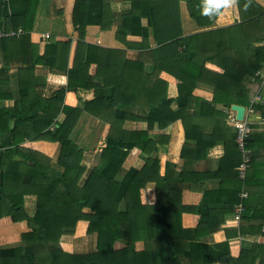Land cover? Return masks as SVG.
Returning <instances> with one entry per match:
<instances>
[{"label": "trees", "instance_id": "obj_1", "mask_svg": "<svg viewBox=\"0 0 264 264\" xmlns=\"http://www.w3.org/2000/svg\"><path fill=\"white\" fill-rule=\"evenodd\" d=\"M92 1L74 0L72 23L78 41L73 63L67 67L63 52L67 51L70 39L49 42L42 54L32 49L28 61L17 54L6 53L8 44L20 45L24 39L28 41L27 33L32 29L39 0H0V29L4 26V30L20 29L24 33L18 37L0 38L4 60L0 66V85L8 84V79L2 78L8 77L9 69L15 64L19 83V98L11 106L0 104V217L8 215L11 220H24L28 225V230L20 234L25 245L0 249V264H264L262 243L255 242L253 247L241 249L239 255L233 257L226 241L215 244L202 241L219 229L224 214L232 210L241 181L238 179L234 183L229 207L204 212L199 205H187L182 195L184 181L191 183L193 180L185 177L182 167L173 178L160 175L158 157L150 156L160 138L154 140L148 135L154 122L165 127L179 116L187 134L185 118L190 115L186 104L197 81L213 87L212 101L204 103L209 109L206 115L220 111L216 108L217 103L229 111L232 103L244 102V81L264 65V5L255 0H236L239 22L182 35L179 14H176L179 0H129L131 10L122 20L125 25L129 22L127 25L132 34L140 37L141 48L150 45L148 27H151L155 46L144 51L143 56L147 54L153 58L154 72L165 70L178 79L176 101L180 107L176 112L169 108L165 110L170 98L157 97L156 104L150 106L144 117L147 128L125 130L123 121L135 116L118 110L116 94L120 86L116 82L97 84L112 87V91L109 97L97 95L86 101L85 109L108 122L109 129L99 163L81 182L86 171L82 163L83 149L71 137L80 110L67 97L80 85L86 86L80 68L90 60L84 53L90 45L82 42V38ZM96 1L99 17L106 12L115 16L106 0ZM186 6L189 16L199 27L213 24L215 14H202L204 8L211 10L212 2L186 0ZM142 18L146 19L145 25H141ZM82 45L87 48L76 53ZM64 60L65 64H62ZM124 61L132 76L142 67V62L140 66L136 60ZM36 64L64 69L66 84L44 94L43 83H37L38 80L29 83L28 76L33 75ZM5 97V92L0 91V101ZM131 99H123L124 105H132ZM102 105L106 106L99 111ZM109 107L113 109L107 115L105 110ZM61 114L62 118L58 120ZM227 138L221 139L224 145L229 142L236 157L240 158L235 130H229ZM27 140L56 142L55 153L48 157L22 146ZM217 140L209 137L206 141L198 137L192 148L198 147L197 150L205 154ZM135 154L140 156V164L119 175L121 165L126 160L132 162ZM181 156H186L184 147ZM203 179L205 176L201 181ZM197 181L199 179L195 178L194 182ZM149 182L155 183L154 203H149L147 198ZM26 194L36 196L33 215L24 211ZM187 212L199 213L192 231L182 225V215ZM79 220L87 221L88 251L68 253L48 247V243H56L62 235L68 234ZM117 241L123 243L121 248L114 247ZM137 242L141 243L139 249Z\"/></svg>", "mask_w": 264, "mask_h": 264}, {"label": "crops", "instance_id": "obj_2", "mask_svg": "<svg viewBox=\"0 0 264 264\" xmlns=\"http://www.w3.org/2000/svg\"><path fill=\"white\" fill-rule=\"evenodd\" d=\"M111 12L99 17V6L96 0L89 6L88 23L84 26V36L82 45L78 49L84 50L87 58L90 59L84 68H80L82 82L86 86H79L75 93L69 94L67 98L75 108L80 110V115L73 127L71 137L74 142L83 149V164L86 171L81 179L84 180L90 169L99 163L101 148L104 145V137L109 129V123L94 116L85 109V102L94 96L109 97L112 87H101V82L106 85L114 82L120 87L117 89L116 98L118 99L117 108L119 111L134 115V119H125L122 127L125 130H141L147 128V121L144 117L148 114L150 106L156 104L157 97L170 98L168 108L176 112L180 105L176 101L178 96V79L165 70H156L150 55L144 51H150L155 46L151 27H148L149 47L141 48L139 45L140 37L133 35L130 25L123 22L122 17L131 10L129 0H106ZM258 4L264 5V0H255ZM213 3V2H212ZM74 0H39L32 29L27 33L28 41L23 40L20 45L8 44L5 51L8 54L14 53L21 56L26 61L31 56V50L36 49L39 54L46 50V45L53 41H64L70 39L67 51L63 52L66 56V66L70 67L76 51L78 41L77 32L72 23V10ZM214 4V3H213ZM216 11L213 13V9ZM106 11V9H105ZM215 14L214 22L209 27H199L189 16L186 0H179L178 10L179 22L182 35H189L210 28H217L239 22L236 0H227L226 6L214 4L209 10ZM174 14V13H173ZM146 24V19H141V25ZM4 27V26H3ZM3 27L0 31H5ZM12 35L3 37L20 36L23 33L20 29ZM48 34V37L45 36ZM1 38V37H0ZM136 60V64L142 67L132 76L125 61ZM3 50L0 47V66L3 64ZM30 62V61H29ZM65 62L62 61V64ZM15 64V63H14ZM65 64V63H64ZM17 64L13 65L8 71L7 85H0V91L5 92L6 97L0 104L11 106L14 100L19 98V83ZM259 75H254L244 81L246 94L243 97L245 108H252V112L247 113L249 122L248 141L251 161L246 171L244 179H241L237 172V166L241 162L236 157L235 150L229 142L224 145L222 138H227L229 130H235V121L231 118V112L222 108V104L217 103L218 112L206 115L208 105L213 99V87L204 81H197L192 89V96L186 104L187 134L182 119L176 117L165 127H160L158 122L153 123V127L148 131V135L157 140L156 148L150 156H157L159 159V173L166 174L173 178L181 169L185 170V177L192 179L193 182L184 181L183 202L187 205H199L202 211L206 209H222L229 207V197L234 195L233 187L236 180L241 181L240 191L237 193V201L234 202L232 210L225 213L223 222L219 229L203 238V242L215 244L226 241L231 256L239 255L241 249H249L255 242L264 244V65L257 69ZM256 70V71H257ZM255 71V72H256ZM255 74V73H254ZM29 83L38 80L43 83L44 94H50L60 86L66 84L67 76L64 69L58 67L44 66L36 64L33 75L28 76ZM128 83V84H127ZM92 85H97L92 86ZM132 98V99H131ZM123 99H131L132 105L125 106ZM145 100H148L147 104ZM106 106V105H105ZM102 105L99 111L104 109ZM182 106L185 103L182 102ZM231 106V105H230ZM145 108L147 110H145ZM113 107H109L107 115ZM157 108V110H159ZM104 113V111H102ZM170 116V112L168 116ZM62 118V114L59 119ZM57 125V124H56ZM198 137L208 140L209 137L218 139L213 145L205 150V154L198 147L192 148ZM228 139V138H227ZM228 141V140H227ZM22 146L37 150L42 154L52 157L55 153L57 143L49 140H27ZM186 148V156H181L182 148ZM236 159L238 162L236 164ZM141 162L139 155H134V160H126L119 169V175H124L131 166H138ZM205 179L201 181V178ZM199 181L194 182V179ZM246 178V181H244ZM181 182V181H180ZM200 182V183H199ZM183 184V186H184ZM247 192L246 197H241V191ZM147 198L149 203L156 201L155 183L149 182L146 185ZM206 194H203V193ZM210 194V195H209ZM246 202V206H245ZM238 204L242 210L238 211ZM36 196L26 194L23 197V207L27 215H33L36 209ZM246 208V209H245ZM244 212L246 214L244 215ZM219 217V216H218ZM199 220V213H183L182 225L185 229L192 231ZM87 221H77L74 228L68 234L60 237L56 243H48L50 249H62L68 253H82L89 249L90 238L87 233ZM28 230L26 221H13L10 216L0 217V249H9L24 246L25 241L20 234ZM89 239V240H88ZM123 243L117 241L115 248H121ZM136 248H141V243H136Z\"/></svg>", "mask_w": 264, "mask_h": 264}, {"label": "built area", "instance_id": "obj_3", "mask_svg": "<svg viewBox=\"0 0 264 264\" xmlns=\"http://www.w3.org/2000/svg\"><path fill=\"white\" fill-rule=\"evenodd\" d=\"M16 33L13 30H5V31H0V37L3 36H7V35H12ZM46 37H48V34H45ZM260 71L257 70L255 72V75H259ZM231 118L232 120L235 121V143L240 151L241 154V162L240 164L237 166V172H238V176L241 179H244L245 175H246V171L250 166V161H251V154H250V150L247 147V136H248V132H249V122L248 119L246 117L247 113L252 112V108H245L244 113H243V117L242 119H236L235 117V111L231 110ZM247 196V192L245 190L241 191V197H246ZM238 211L242 210V206L241 204H238Z\"/></svg>", "mask_w": 264, "mask_h": 264}, {"label": "water", "instance_id": "obj_4", "mask_svg": "<svg viewBox=\"0 0 264 264\" xmlns=\"http://www.w3.org/2000/svg\"><path fill=\"white\" fill-rule=\"evenodd\" d=\"M230 108H231V110L235 111L236 119H239V120L242 119L243 113H244V110H245V107L243 105L231 104Z\"/></svg>", "mask_w": 264, "mask_h": 264}, {"label": "clouds", "instance_id": "obj_5", "mask_svg": "<svg viewBox=\"0 0 264 264\" xmlns=\"http://www.w3.org/2000/svg\"><path fill=\"white\" fill-rule=\"evenodd\" d=\"M208 2H213L214 4H223V5H225L226 6V4H227V0H208ZM216 11V9L214 8L213 9V13ZM202 14H205V15H209L210 13H209V9H207V8H204L203 10H202Z\"/></svg>", "mask_w": 264, "mask_h": 264}, {"label": "bare ground", "instance_id": "obj_6", "mask_svg": "<svg viewBox=\"0 0 264 264\" xmlns=\"http://www.w3.org/2000/svg\"><path fill=\"white\" fill-rule=\"evenodd\" d=\"M257 246H258V245H257ZM252 247H253V246H252ZM252 251H254L253 248H252ZM258 251H259V250H258ZM250 252H251V251H250ZM259 252H260V251H259ZM224 258H225V257H224Z\"/></svg>", "mask_w": 264, "mask_h": 264}]
</instances>
